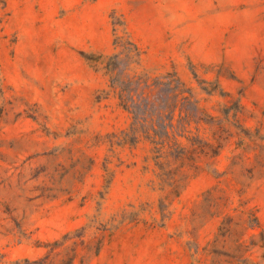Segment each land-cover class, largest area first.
I'll return each instance as SVG.
<instances>
[{
    "label": "rangeland",
    "instance_id": "374dc122",
    "mask_svg": "<svg viewBox=\"0 0 264 264\" xmlns=\"http://www.w3.org/2000/svg\"><path fill=\"white\" fill-rule=\"evenodd\" d=\"M0 264H264V0H0Z\"/></svg>",
    "mask_w": 264,
    "mask_h": 264
},
{
    "label": "trees",
    "instance_id": "16d2710c",
    "mask_svg": "<svg viewBox=\"0 0 264 264\" xmlns=\"http://www.w3.org/2000/svg\"><path fill=\"white\" fill-rule=\"evenodd\" d=\"M120 99L121 105L132 114L133 122L131 125V133L129 135L135 138L136 141L137 134L139 132V126H141L142 129L145 128L144 124L141 122L145 119L140 116L139 112L134 106L129 104V100L127 98H123V96H121ZM150 121L151 125L147 127V129L144 130L143 133L145 138L154 145L153 150L157 154V158L171 155L172 144L176 143L175 145L177 147V143L179 142L175 140V136L173 137L170 135V132L167 129L163 134L155 128L153 119H151ZM165 139H167V141ZM171 141H173V143H171ZM164 149H167V151H164Z\"/></svg>",
    "mask_w": 264,
    "mask_h": 264
}]
</instances>
